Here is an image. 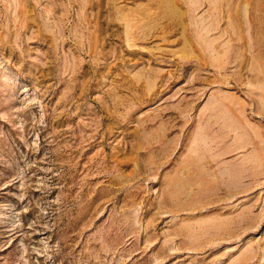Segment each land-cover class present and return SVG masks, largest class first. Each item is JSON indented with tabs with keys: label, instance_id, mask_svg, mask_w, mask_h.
Masks as SVG:
<instances>
[{
	"label": "rangeland",
	"instance_id": "1",
	"mask_svg": "<svg viewBox=\"0 0 264 264\" xmlns=\"http://www.w3.org/2000/svg\"><path fill=\"white\" fill-rule=\"evenodd\" d=\"M0 264H264V0H0Z\"/></svg>",
	"mask_w": 264,
	"mask_h": 264
}]
</instances>
